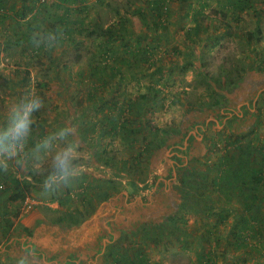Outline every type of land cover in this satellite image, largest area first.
<instances>
[{"label": "rangeland", "instance_id": "obj_1", "mask_svg": "<svg viewBox=\"0 0 264 264\" xmlns=\"http://www.w3.org/2000/svg\"><path fill=\"white\" fill-rule=\"evenodd\" d=\"M33 1L40 12L52 4ZM221 1L165 0L166 27L155 28L156 34L149 29L152 0H88L89 10L82 14L79 2H73L72 37L50 43L48 51L46 45L37 49L27 43L21 28L29 23L9 20L0 28V56L5 53L0 57V124L8 106L29 93L44 101L23 148L7 160V170L0 167V198L28 183L26 196L42 203L24 211V200L19 207L17 200L1 205L0 228L29 232L40 215L52 233L40 247H52L57 261L69 256L81 264H218L224 259L222 248L212 249V240L226 244L222 239L235 217L243 216L244 205L235 197L223 201L213 169L221 165L220 154L237 151L238 145L264 148V0H252L256 11L241 13L238 21L233 12L225 18L215 12ZM201 4V13H193ZM144 6V31L130 22L128 43L114 36L119 38H112L113 52L106 59L98 49L113 34L103 30L117 26L119 9ZM247 31L257 33L258 41L247 40ZM140 43L149 47L148 59L137 64L132 57L130 67H122V79L111 76V60ZM100 60L106 62L102 83L92 72ZM64 126L75 129L68 139L79 144L81 174L45 192L41 184L50 171L51 152L65 142L53 141L51 152L40 153L39 164L34 148ZM84 195L91 196V204L84 205ZM254 195L253 209L264 216V184ZM50 201L59 208L52 209ZM74 208L82 211L83 222H55L57 210Z\"/></svg>", "mask_w": 264, "mask_h": 264}, {"label": "crops", "instance_id": "obj_2", "mask_svg": "<svg viewBox=\"0 0 264 264\" xmlns=\"http://www.w3.org/2000/svg\"><path fill=\"white\" fill-rule=\"evenodd\" d=\"M87 2L88 0H85L81 4L82 6L86 7V10H84L83 13H86L89 10L90 6L87 4ZM51 3L52 4L49 7H46L40 12L39 7L34 4L33 0H0V9L5 11L4 14L0 15V28L2 26H7V21L9 22V20L14 21L15 23L23 22L22 26H24L25 25L24 23H31L32 21H44V20H47L48 18H54L61 13V10L58 5V3L60 4V1L52 0ZM64 6L69 8L68 11L70 14L68 15L67 24L69 23L70 25L71 20L73 19L72 4L71 2L70 4L66 3ZM204 7L200 6L198 10H193L192 12L201 13V8H204ZM250 8H251L250 6L245 8L242 11V13H245L248 10H252V11L255 10L254 8H251V9ZM136 9H140L144 12L146 10V7L145 6L138 7ZM218 9H220V7H218ZM261 11L264 12V8H262ZM130 12H131V15L128 17L126 14H125L126 16L123 15L124 13H130ZM132 13L133 11L131 9H127V8L119 9L117 12L118 16H116V20H115V24L117 25L116 27H119L118 23L121 20H125L126 21L125 27H127L128 25V29H130V27L134 24L132 20L133 19ZM17 14H24V16L17 15ZM66 21H67V15L64 20V23H66ZM130 22L132 25L130 24ZM164 23H165V20H163V25L165 26ZM134 27H135V24H134ZM21 29H22L21 33H23V36H27L29 32V26L25 25ZM120 30H121L120 32L114 33L112 37L111 36L106 37L107 39L104 42L100 43V45L105 46L106 44H110V43L112 44V41H113L112 38L120 37L122 41V37L125 38L127 37V35H126L125 29L124 30L120 29ZM12 31L13 30L11 29L8 32L11 33ZM37 33H38V30L34 32V34H37ZM117 35H119V37H114ZM60 37L66 41V40H69L70 35L68 33H61ZM125 39H126V43H128L127 42L128 38H125ZM1 40H4V38L1 37ZM54 41L55 39H54V36L52 35L50 39L47 38V41L44 42V44L48 46L50 43ZM4 42L7 43L6 45H8V37L5 39ZM6 50H9V49L6 48ZM98 51L102 53L104 49L99 48ZM4 54L5 53L3 51L0 57H3ZM261 151H264V148ZM252 154L256 155V157L260 156V153H258V150L252 151ZM232 155H239V152L229 151V152H224V154H220L222 158L223 156L230 157ZM263 156L264 155H262L261 157ZM225 162L226 164L224 165L223 163ZM261 166H262V170L264 173V159H263V163ZM214 168H217V170L213 169L214 185L216 186V188H218V190L222 194L221 198L223 199L224 202H232L233 197H235L236 199L238 198L241 200L240 202L242 203V205L246 204L247 201L252 205V209L250 208L251 210L250 213L252 214V216H247L249 211H247L245 206H244V209L241 208L242 211H244V213H242L243 216L235 217L232 228L230 230L231 232H229L230 234L228 236L224 235V239H222L224 242L227 241L223 247H220L217 243L219 238L212 240V245H213L212 249H214L215 251H218V249L222 248L220 255H222L224 259H220V261L217 263L218 264H264V224H263L264 216H257L258 211H255L253 209V202H252V199L255 198L254 192L259 187H261L262 184H264V181L256 189L255 188L253 189L249 184H247V187H246L247 189L245 190L242 183L238 182V180L240 179H237V173L241 168V165L239 164V162L235 161L234 164L230 165L229 160L221 159V165H219V167H214ZM230 190H233L236 195L235 194L230 195L229 194ZM248 193H249V196H246ZM5 196L6 197L9 196V193H7L6 191H4L3 195H1L2 198H0L1 200L0 206L1 205L4 206L5 204L9 205L8 204L9 201H10V205L13 206L11 202H15V201H11V200L3 201V198H6ZM236 196H241V197H236ZM245 199H247V201ZM22 201L23 200L16 201L17 207L20 206V203ZM35 201H36L35 205H39L40 203H42V202L37 201L36 199ZM88 201H89V198L85 199L84 205H86ZM47 204L49 206H52V209L54 208L57 209L60 206L59 204H55L54 201L47 202ZM3 211H4L3 207H1L0 214L3 213ZM243 218L248 220L249 224H253L255 229H254V232H251V234L249 233V235L247 236L245 234L246 241L241 242L239 240L240 238H236L235 234L233 233L240 229H241V232L243 233V230H242L243 228L242 219ZM42 219L43 218H41V216L39 215L36 219L37 221H35L34 223L35 224L34 226L36 227L32 226L33 228H30L29 232H27L26 229H22L20 230V232L19 231L17 232L15 231L14 228L10 230L0 228V264H81L77 260L70 259L69 256L64 258V260L59 256L61 261H57L56 259L57 254H55V251L52 250V247L51 248L50 247L48 248L40 247L39 243L40 242L42 243L43 241L45 242L47 238H49L50 234H52L50 231L51 227H48V225L44 223L42 224L40 223ZM42 236L44 237L43 239H41ZM239 243H242L243 245L240 246ZM64 251L65 250H63V252ZM69 251L71 253L72 249L69 248ZM66 254L67 252H65V255ZM72 256L73 255H71V257ZM85 259H86L85 261L89 260L87 258Z\"/></svg>", "mask_w": 264, "mask_h": 264}, {"label": "trees", "instance_id": "obj_3", "mask_svg": "<svg viewBox=\"0 0 264 264\" xmlns=\"http://www.w3.org/2000/svg\"><path fill=\"white\" fill-rule=\"evenodd\" d=\"M59 1H60V4L58 3V5H59V8L61 10V13L59 15H57L54 18H49L47 20H44L43 23H41L40 26H38V27H32L31 23L28 24L30 33L28 32L27 36H23L24 38H26L27 43H33L31 37H33L35 35L34 32L36 30H38L37 34H39V35L41 34L38 37L39 47H45L44 42L47 41V38L49 37L50 33L54 36L55 41H58L60 43H63V41H64V39L60 37L61 33H68L70 35V37H72V35H71L72 34L71 24H72L73 19L71 20L70 25H69V23L67 24L68 15L70 13L68 11L69 8L65 7L64 5L66 3L70 4V2L71 3L79 2L76 9H78L77 11L82 14L83 11L86 10V7L81 5L82 2H84L85 0H59ZM164 1L165 0H152V2H150V6H148L149 11L151 13H153L151 15V25L149 26V29H153V31H152V33L154 32L153 34H156L155 28L161 27L162 29H165V27H166L163 25V20H164L163 17L166 13L169 12V10H168L167 5L164 3ZM34 3H35V1H34ZM251 3H252V0H222L221 4L219 6L220 9L219 10L216 9L215 12L218 13V15L222 16V18H225L229 12H233V14L235 15L234 19L238 21V20H240V15H241L242 11L249 6L252 7ZM201 6L204 7L205 5L201 4ZM145 12H147V10H145L144 12L140 9H137V10L134 9L133 10V13H132L133 19L132 20L135 24V29L137 31L143 32L145 29L144 26H146V23H144L143 19L141 18V16H143V14ZM17 15L24 16V14H17ZM66 15H67V21H66V23H64ZM51 20H53V21H51ZM125 23H126L125 20H121L118 23L119 27H115L114 24H111L109 26V28H107L106 30L104 29L103 31L110 33V34L120 32L121 31L120 29L124 30L127 28V27H125ZM39 27H42V29L39 30L38 29ZM198 28H199V24H196L194 29L197 31ZM258 30H259V28H258ZM23 37H22V40H24ZM246 37H247V40H252L255 38L254 40L258 41V39H259L257 33L252 32V31H247ZM147 45H149V44H147ZM99 48L104 49V51H102L105 54L104 57H106L107 53L113 52V48H111L109 46V44L108 45L106 44L105 46L100 45ZM115 55H117V53ZM147 56L148 57L150 56L149 47L140 43L135 47V49L133 51H128L126 49L124 54L121 56L120 60H118L117 57H115V58L113 57L114 59L112 58L113 60H111V61H113V64L108 67V71L110 72L111 76H114V77L119 76V79H122L124 77V72H123L124 69L122 67H125L126 69H128L130 67V64L133 62L132 57H134L136 59L135 63L140 64L141 62H144L142 60L148 59ZM129 58H130V60H128ZM106 59H107V57H106ZM104 63H106V62L103 60H100L96 64L92 65L93 66L92 67L93 75L97 77V80L100 83H102V79H104L103 74L101 72L103 69H105V67L102 66V65H104ZM244 80H245V78H244ZM149 89H150V92L152 90H154V88H149ZM138 104L141 105L142 104L141 101H138ZM114 123H116V122H111V124H114ZM153 133H156V131H153ZM237 147L239 148L237 150V152H239V155H232L230 157L223 156V159L229 160L230 165L234 164L235 161L239 162V164L241 165V168L237 173V179H240V180H238V182L242 183L245 190L247 189L246 188L247 184H249L253 189L254 188L256 189L264 181L263 170H262V166H261L263 163L264 156L260 159L259 162H257L256 161V155L252 154V151H254V150H250L249 146L246 147L247 149H242L241 146H239V145ZM261 150H258V153H260L262 156V155H264V151H261ZM255 151H257V150H255ZM223 164L225 165L226 162ZM18 179L13 180V185L15 187H17L20 184ZM27 181H29V180H27ZM30 182H31V180H30ZM28 188H29V184L24 183L23 187L20 188L17 192H12V195L10 196V200H24L26 198V194L24 193V189H28ZM80 192H83V188H81ZM94 193H95V197L98 196L99 199L101 198L100 197L101 193L100 194L99 193L96 194V192H94ZM88 198H89V201L87 204L91 203L90 200L92 199L91 196H89ZM83 199L84 200L87 199L85 195H84ZM245 200L247 201V199H245ZM244 206L247 209V211H249L247 216H252V214L250 213L251 212L250 208L252 209V205L247 201V203L244 204ZM57 211H59V214H58V216L55 217V222H57L58 224L77 225L78 223H80L83 220V213L78 208H74L73 210H66V211L57 210ZM242 222H243L242 230H243L244 235L241 232V229L238 231H235L233 234H235L236 238H240L239 240L241 242H244V241H246L245 234L247 236V235H249V233L251 234V232H254L255 227L253 224H249V221L246 220L245 218L242 219ZM263 224H264V222H263ZM258 232H260V231H258ZM239 245L241 246L243 244L239 243ZM115 261L117 262V258H115Z\"/></svg>", "mask_w": 264, "mask_h": 264}, {"label": "clouds", "instance_id": "obj_4", "mask_svg": "<svg viewBox=\"0 0 264 264\" xmlns=\"http://www.w3.org/2000/svg\"><path fill=\"white\" fill-rule=\"evenodd\" d=\"M49 34V39L51 38ZM39 34L31 37L33 44L39 49ZM51 48V44L45 51ZM44 107V101L38 95L29 93L27 96L12 102L5 113L4 123L0 124V167L7 170V160L17 156L31 135L34 124V113ZM75 129L70 126L61 127L50 136H46L34 148L37 164L40 162V153L51 152L53 141H64L63 146L56 147L50 156V171L43 177L41 188L45 192H51L60 185L67 186L69 182L81 174L78 163L80 157L79 144L68 138L73 136ZM6 158V159H5Z\"/></svg>", "mask_w": 264, "mask_h": 264}, {"label": "built area", "instance_id": "obj_5", "mask_svg": "<svg viewBox=\"0 0 264 264\" xmlns=\"http://www.w3.org/2000/svg\"><path fill=\"white\" fill-rule=\"evenodd\" d=\"M4 13H5V11L2 10V9H0V15H1V14H4ZM0 188L2 189L3 186L0 185ZM35 204H36L35 199L27 196V197L24 199V201H23L22 210H23V211H24V209H25V210H29V209H31L32 206H34Z\"/></svg>", "mask_w": 264, "mask_h": 264}]
</instances>
